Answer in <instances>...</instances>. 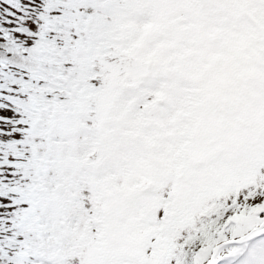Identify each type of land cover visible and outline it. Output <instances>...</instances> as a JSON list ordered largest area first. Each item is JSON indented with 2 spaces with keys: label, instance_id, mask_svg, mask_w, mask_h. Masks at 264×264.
<instances>
[{
  "label": "snow or ice",
  "instance_id": "obj_1",
  "mask_svg": "<svg viewBox=\"0 0 264 264\" xmlns=\"http://www.w3.org/2000/svg\"><path fill=\"white\" fill-rule=\"evenodd\" d=\"M0 264H264V0H0Z\"/></svg>",
  "mask_w": 264,
  "mask_h": 264
}]
</instances>
